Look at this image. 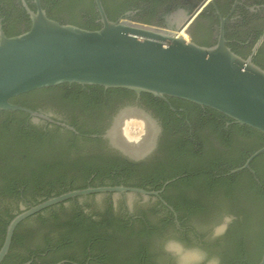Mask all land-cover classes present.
I'll use <instances>...</instances> for the list:
<instances>
[{
  "label": "trees",
  "instance_id": "obj_1",
  "mask_svg": "<svg viewBox=\"0 0 264 264\" xmlns=\"http://www.w3.org/2000/svg\"><path fill=\"white\" fill-rule=\"evenodd\" d=\"M42 8L51 18L87 30L102 27L94 0H40ZM235 1L222 6L219 0L208 5L190 26L192 41L201 46H212V33L218 30L217 11L226 16ZM35 10L33 0H25ZM106 16L118 22L128 11L136 12L126 18L150 26L159 3L155 0H115L108 6L101 0ZM255 7L250 12L247 7ZM233 17H238L232 21ZM0 25L7 37L30 28L31 21L19 0H0ZM264 35V0H246L237 6L225 25L226 45L237 55L247 58L253 46ZM253 62L264 69V42L253 55ZM48 92L51 99L59 100L76 109L80 117L67 119L66 125L75 132L61 127L33 124L30 116L21 112H0V193L17 196H36L44 193V200L89 186H125L160 189L164 183L175 193L165 195L179 220L212 217L219 220L224 213L236 217L220 244L221 264H258L264 252V153L252 160L249 169L230 174L244 165L256 151L264 147V134L233 123L227 117L180 99L168 98L173 108L204 111L198 123L203 133L194 138L171 111L170 104L150 94H141L161 116L166 144L160 147L161 161L148 166L127 162L104 151L96 129V114L112 93L122 92L135 97L127 90H104L97 86L60 85L20 95L10 100L14 105L37 111L38 106L27 102V96ZM180 116L181 114L178 113ZM197 115V114H193ZM192 124V122H191ZM219 150L212 147L216 145ZM93 176V178H92ZM92 178V179H91ZM90 181V183H88ZM31 196V197H34ZM49 208L39 215L35 225L20 224L11 241L9 254L18 263L57 264L68 261L84 264L89 253L105 264H148V246L145 236L132 233L124 239L107 237L108 229L124 234L128 229L118 221L100 218L95 221L76 206L66 210ZM110 208V207H109ZM167 215L170 214L166 212ZM171 215V214H170ZM172 217V216H171ZM13 217L0 224V245L6 228ZM205 222V221H204ZM173 230L175 225L167 223ZM26 231L20 233V230ZM106 236L107 238H104ZM20 247V255L11 254Z\"/></svg>",
  "mask_w": 264,
  "mask_h": 264
},
{
  "label": "water",
  "instance_id": "obj_2",
  "mask_svg": "<svg viewBox=\"0 0 264 264\" xmlns=\"http://www.w3.org/2000/svg\"><path fill=\"white\" fill-rule=\"evenodd\" d=\"M19 1L31 25L28 30L10 37L5 35L0 25V112L25 113L35 123L42 120L75 132L65 124L14 105L10 100L64 84L97 86L104 90H127L137 95L150 94L164 101L180 99L213 110L235 124L264 134V69L253 62V55L264 42V35L253 46L251 54L242 58L226 45L227 18L218 11L219 29L214 45H198L187 34L202 9L209 2L214 5L213 0H205L193 11L183 13L179 17L178 28L171 34L129 20L110 21L101 0L94 1L102 27L93 31L51 18L40 0H33L34 11L25 0ZM155 133L154 123L144 114L129 110L117 118L110 137L114 147L136 159L151 147ZM262 153L264 147L230 174L249 169L252 160ZM173 181L164 183L163 188ZM105 193L114 194L113 199L118 204H121L118 194H127L130 208L137 207L133 194L158 195L157 192L137 188L101 186L49 198L10 221L0 248V264L8 254L15 229L22 221L77 197H83L80 203L86 207H103L108 203ZM88 195L99 196L84 197ZM163 204L168 207L167 203ZM32 224L33 221L28 223ZM197 227L208 233L206 227ZM57 264L72 263L61 261ZM258 264H264V252Z\"/></svg>",
  "mask_w": 264,
  "mask_h": 264
},
{
  "label": "flooded vegetation",
  "instance_id": "obj_3",
  "mask_svg": "<svg viewBox=\"0 0 264 264\" xmlns=\"http://www.w3.org/2000/svg\"><path fill=\"white\" fill-rule=\"evenodd\" d=\"M105 1L107 2L108 6H110L111 3L114 2L115 0H105ZM155 1L159 3V6L156 8V14L152 18V24L150 25V27H154L159 30L166 31L167 33L171 34L173 31H175L178 28L179 17H181L183 13L186 12L188 13L193 11L200 3H202L205 0H155ZM229 1L230 0H219L222 6H226L227 3H229ZM245 1L246 0H241V2L235 1L226 16H222L220 14L223 18H227L226 23L228 18H230L231 15L234 13L236 7L243 6V2ZM208 5H213V4L209 2L204 8H206ZM234 6H235L234 10L230 14ZM247 8L249 9L250 12H254V8H258V6L255 7L252 6ZM202 11L197 15V17L202 13ZM134 14H136V12H132V11L125 12L119 18V21L129 20V21L137 22L138 21L137 19L130 20L126 18ZM237 18L238 17H233L231 20L234 21ZM190 26L187 30V34L192 40V37L190 35L191 33ZM217 36H218V30L212 33V37H211L212 41H217ZM26 98L28 103L35 104L38 106L37 111L35 112L47 116L48 118L52 119L57 123L66 125L65 121L67 119L72 117L78 118L81 116L79 111L70 107V105L65 104L59 100L51 99L52 97L48 92H37L35 94L27 96ZM166 102H168V99L166 100ZM169 104L171 105L170 106L171 111H173L176 114L180 122L186 123L185 126L187 132H189V135L198 139V136H200L203 133L202 129L199 128L198 123H200L199 121L203 119L205 115L204 111L200 112V110L198 109L197 112L193 113L192 109H187L182 107L175 109L173 108L171 103ZM129 110H137L141 112L152 123H154L156 127V133L154 136V140L151 144V147L144 154L138 156L136 159L129 158L128 156L124 155L118 148L114 147L113 146L114 141L110 137V132L112 131L117 118L123 112ZM178 113H180L181 116ZM193 114H197V115L195 116ZM192 117H195L198 120L197 121L198 123L193 124L195 120ZM30 120L33 124L41 125L44 126L45 128H50L49 126L52 125L56 127H60L55 124H51L42 120L39 121L38 123H35L32 121L31 117ZM94 125L96 126V129L100 131V133L98 135H91V137L99 138L98 142H102L104 151L107 152V154L116 155L127 162L141 164L142 167L148 166V164L152 161L154 162L156 160L157 161H161L162 159L164 160V158L158 155V150L160 149V147H163L166 144V137L164 135V126H163L162 118L157 113V111L146 102V100L142 97L141 94L140 95L135 94V97H133V96H128L122 92L112 93L109 96V99L106 101L105 105L101 109H99L98 113L96 114V122H94ZM170 143H171V139L167 141L168 145ZM212 147L219 150L217 144L213 145ZM88 183H90V181ZM117 186L142 189L150 193L157 192L158 195H141L137 193L133 194L136 197L135 206H137L135 208L134 206H131L134 209L130 208L127 204V199H128L127 194H123V195L118 194L119 197L121 198V204H118V201L116 202L113 199L114 194L105 193L104 195L108 196L107 197L108 203H106L105 205H103V207L100 208L86 207L87 205L85 206V204L80 203V199L83 197L70 199L60 204H63V208H65L66 210L70 209L73 206H76L80 208L82 212H84L85 214L89 216L94 215L92 216V220L95 221L99 220L100 218L101 219L107 218L109 211L110 212L109 220L115 222L118 221L119 224H122L123 226L125 225L126 228L128 229L124 234L118 233L116 229L114 230L108 229L107 230L108 233L106 234V236L110 237L113 240L124 239V237L128 236L129 233H132L136 237H140L142 236V233L150 232L149 236H145L146 238L144 240L149 250L148 264H172L171 258L166 253L163 252L162 246L160 244V242L169 235H176L179 238L187 241L188 243L197 244L205 248L206 250L209 251L210 254L219 256L218 254L220 251V244L225 239L226 234L216 240H210L208 238L211 230V225L217 222V220L215 221V219H213L212 217H207L206 220L184 219L183 221H180L177 213L174 211L173 207L167 202L165 198V195L171 196L175 193L174 191L171 190H169L167 193L166 187L168 185L165 188H163L162 186L160 189H156L155 187H150V186H147V188H138V187L125 186L124 184L122 185L120 184ZM17 191H18L17 196H11L0 193V224H5L7 219L11 217L14 218L21 212L28 210L31 207L36 206L37 204L47 200V199L44 200L45 198L44 193H38L36 196H34V194L32 195L24 194V191L22 189H18ZM95 196H99V195H88L84 197H95ZM163 202L167 203L168 207L165 206ZM69 203L71 205L67 206V204ZM58 205H54L49 208L55 207L54 209L58 210L59 209ZM43 211L29 217L28 219L22 221L20 224H24V226L27 227L30 221H33L35 223L37 216L39 215L44 216L48 213V212L43 213ZM166 212H169L171 215L170 214L167 215ZM169 222L175 225V230H173L170 226H167L169 225L167 224ZM236 223L237 221L235 219V221L231 225ZM197 226L206 227L208 229V233L206 234L204 230L198 229ZM25 229L27 228H23V230H20L19 232L24 233L26 231ZM106 236H104V238H107ZM1 246L2 244L0 245V248ZM21 253L22 251L20 250L19 246H16L14 251L11 252V254H15V255H20ZM29 262L32 263L31 261ZM16 263H18V261L13 257H11L6 261L4 258L1 264H16ZM84 264H105V263L103 262L102 259L100 260L99 258H95L92 256L91 253H89V256L86 257Z\"/></svg>",
  "mask_w": 264,
  "mask_h": 264
},
{
  "label": "clouds",
  "instance_id": "obj_4",
  "mask_svg": "<svg viewBox=\"0 0 264 264\" xmlns=\"http://www.w3.org/2000/svg\"><path fill=\"white\" fill-rule=\"evenodd\" d=\"M235 219L234 215L224 213L211 225L208 238L216 240L224 236ZM160 244L163 252L171 258L172 264H221L219 256L210 254L205 248L188 243L176 235L165 237Z\"/></svg>",
  "mask_w": 264,
  "mask_h": 264
}]
</instances>
